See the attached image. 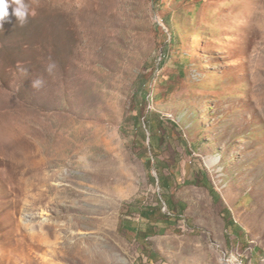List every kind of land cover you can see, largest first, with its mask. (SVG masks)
Wrapping results in <instances>:
<instances>
[{
	"label": "rangeland",
	"instance_id": "rangeland-1",
	"mask_svg": "<svg viewBox=\"0 0 264 264\" xmlns=\"http://www.w3.org/2000/svg\"><path fill=\"white\" fill-rule=\"evenodd\" d=\"M23 2L0 264H264V0Z\"/></svg>",
	"mask_w": 264,
	"mask_h": 264
},
{
	"label": "clouds",
	"instance_id": "clouds-1",
	"mask_svg": "<svg viewBox=\"0 0 264 264\" xmlns=\"http://www.w3.org/2000/svg\"><path fill=\"white\" fill-rule=\"evenodd\" d=\"M9 7L12 8V15L23 24L29 15V9L23 0H0V24L9 17ZM43 85V80L37 79L33 81L32 86L40 88Z\"/></svg>",
	"mask_w": 264,
	"mask_h": 264
},
{
	"label": "trees",
	"instance_id": "trees-1",
	"mask_svg": "<svg viewBox=\"0 0 264 264\" xmlns=\"http://www.w3.org/2000/svg\"><path fill=\"white\" fill-rule=\"evenodd\" d=\"M212 191V190H211Z\"/></svg>",
	"mask_w": 264,
	"mask_h": 264
}]
</instances>
